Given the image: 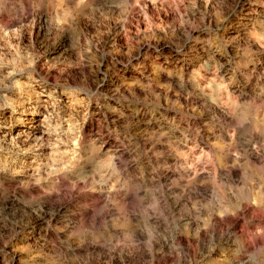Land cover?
I'll return each mask as SVG.
<instances>
[{
	"label": "clouds",
	"instance_id": "9594fccd",
	"mask_svg": "<svg viewBox=\"0 0 264 264\" xmlns=\"http://www.w3.org/2000/svg\"><path fill=\"white\" fill-rule=\"evenodd\" d=\"M0 264H264V0H0Z\"/></svg>",
	"mask_w": 264,
	"mask_h": 264
},
{
	"label": "rangeland",
	"instance_id": "374dc122",
	"mask_svg": "<svg viewBox=\"0 0 264 264\" xmlns=\"http://www.w3.org/2000/svg\"><path fill=\"white\" fill-rule=\"evenodd\" d=\"M152 12H153V14H155V10L153 9L152 10ZM160 16H161V18H163L166 22H169V21H171V20H173V19H175V12H169L168 14H165L164 12H161L160 14H159ZM140 20H141V27H144V24H143V20H142V18H140ZM133 23H135V21H133ZM129 28H131V30L133 31V32H135L136 31V29L132 26V24H130L129 25ZM41 39H43V40H45V42H47V37H41ZM118 40H119V42L122 44V45H125L126 46V44H127V37L122 33L121 34V36L120 37H118ZM175 68H176V70L177 71H182L183 70V66L182 65H180V66H174ZM169 71H171L170 69H166L165 70V72H164V75L167 77V75H168V73H169ZM211 78V77H210ZM120 79V81L123 83L124 82V78L123 77H120L119 78ZM128 82H130V80L128 81ZM44 111V109L43 108H41V112H43ZM43 119V117L41 116V115H38V116H36L35 117V121H36V124L38 125L39 124V122L41 121ZM30 127H31V125H30ZM99 129V125L97 124V130ZM192 150V146L191 145H189L188 146V148L185 150V151H191ZM202 149H197L196 151H195V153L193 154V156L192 157H190L189 158V163L191 164V163H198V161H199V157H200V151H201ZM221 163H224V164H230V163H232V161L231 160H222V161H220ZM206 173H205V177H206Z\"/></svg>",
	"mask_w": 264,
	"mask_h": 264
}]
</instances>
